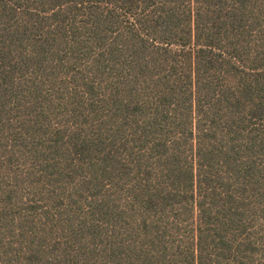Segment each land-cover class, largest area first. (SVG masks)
Instances as JSON below:
<instances>
[{"label": "trees", "instance_id": "trees-1", "mask_svg": "<svg viewBox=\"0 0 264 264\" xmlns=\"http://www.w3.org/2000/svg\"><path fill=\"white\" fill-rule=\"evenodd\" d=\"M0 264H264V0H0Z\"/></svg>", "mask_w": 264, "mask_h": 264}]
</instances>
